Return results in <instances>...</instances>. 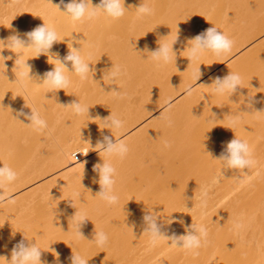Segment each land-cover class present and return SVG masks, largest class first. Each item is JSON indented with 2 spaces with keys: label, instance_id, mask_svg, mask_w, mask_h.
Segmentation results:
<instances>
[{
  "label": "bare ground",
  "instance_id": "6f19581e",
  "mask_svg": "<svg viewBox=\"0 0 264 264\" xmlns=\"http://www.w3.org/2000/svg\"><path fill=\"white\" fill-rule=\"evenodd\" d=\"M173 1L185 9L173 4L161 14L148 3L155 11L142 18L133 11L108 23L99 11L91 21L74 22L66 14L57 23L60 0H0V40L18 34L27 41L24 34L45 22L60 36L50 52L62 61L74 47L75 30L85 40L91 26L102 27V34L92 38L81 54L97 72L81 80L69 72L68 62L65 73L72 83L66 90L49 92L40 84L44 73L54 68L49 63L53 57L35 58L34 49L16 50L23 52L21 65L31 66L33 79L24 78L25 91L15 82L18 55L7 48L0 52L6 58L0 57V167L5 164L18 173L17 181L3 191L8 196L25 188L15 194L14 204L0 205V264H7L22 240L26 245L36 243L46 264H71L74 253L88 264H151L153 258L158 260L152 264H245L248 254L255 261L249 264H264V112H257L264 111V0H219L222 7L217 15L215 8L210 10V0H197V5H189L191 0ZM92 4L98 6L100 0ZM167 15L172 19L165 23L162 19ZM213 26L234 40L231 54L216 57L207 52L190 64L188 41ZM177 36L176 57L166 65L153 61L151 52L159 42L171 44ZM103 55L108 57L105 66L109 64L105 71ZM116 67L121 74L113 80L109 72ZM199 67L202 76L195 81L192 74ZM231 71L242 76L243 88L231 97L216 95L211 86L214 78ZM189 86L194 89L191 96L185 95ZM113 90L122 96L110 94ZM56 96L60 100H54ZM74 101L90 107V118L62 106ZM31 107L48 122L44 133L34 131L25 125L30 121L17 115L21 110L30 113ZM111 113L124 121V128L113 133L103 129L102 121ZM235 115L241 116V122L230 129ZM104 135L123 139L130 149L127 156L91 152ZM235 135L252 146L253 168L226 169L216 160ZM166 142L170 146L165 147ZM74 152L81 153L74 156ZM78 158L84 159L82 163ZM103 159L117 169L115 205L97 195L101 188L93 168ZM72 171L79 172L76 178L68 176ZM205 191L207 207L202 209ZM229 196L234 197L221 205ZM77 211L88 218L80 228L85 238H77L71 220ZM151 212L159 215L162 231L169 236L203 224L210 244L196 256L167 240L153 246L143 220ZM237 222L244 225L239 231L233 228ZM95 231L107 233L106 247L91 242Z\"/></svg>",
  "mask_w": 264,
  "mask_h": 264
},
{
  "label": "clouds",
  "instance_id": "9594fccd",
  "mask_svg": "<svg viewBox=\"0 0 264 264\" xmlns=\"http://www.w3.org/2000/svg\"><path fill=\"white\" fill-rule=\"evenodd\" d=\"M60 5H63V11L60 10ZM60 5H56V7H58L61 12L67 14L74 22H84L86 20L91 21L98 16L99 11H102L106 16L112 18L113 20H118L124 17L127 11V8L125 7V0H100V4L98 6H93L92 0H69L68 3H65V0H60ZM153 11V8L150 7L148 3H142L140 6L136 7V14L138 18L151 16ZM24 35L26 36L27 41L22 39L18 34L11 35L6 41L0 40L3 45L0 52H2L5 48L16 54V50L18 49H34L36 53L35 58H38L41 54L53 57L54 62L49 61V63L53 64L54 68L53 70L44 73L42 83H40L41 85L46 86L49 89V92H56L61 89L66 90L71 85L72 81L65 73V69L69 71L68 67H66L68 62H71L72 67V71L69 72L77 75L81 80H86L88 78V74L93 71V69H90V63L87 62L81 55V48L77 49L73 46L69 47V52L63 58V61L58 57V54L56 56L51 54L50 50L53 48L55 43L60 42V37L56 29L54 27H50L45 22L42 26H38L34 30L27 32ZM177 39L178 36L171 44L159 42L160 46L151 52L152 60L165 65L170 63L173 60V56L175 55L176 57V52L174 51L173 46L177 42ZM234 43V40L229 38L225 33L218 30L216 26H213L188 41L189 46L187 47V58L190 60L191 64L192 61H199L201 57L207 52H211L216 57L227 56L231 54ZM17 55L18 58L15 60V67L13 68V71L16 75L15 82H19L21 87H24L26 91L27 89L26 85H24V78L27 77L29 80L33 79L30 76L31 66L27 62L21 65L20 57L23 55V52H20ZM0 57H2L5 61L6 58L3 55H0ZM7 59H11V57H7ZM88 59H91V54H89ZM4 66L6 67V65ZM22 68H27L28 71L24 72L21 70ZM109 74L110 78L115 80L121 74V69L116 67L115 70H113L112 68ZM201 76L202 72L201 68L199 67L193 72L192 78L195 81H198L200 80ZM213 85L214 93L216 95H228L231 97L237 92L239 88H243V78L239 73L231 71L223 78H214L213 84L211 86ZM193 90L194 89L192 86L187 87L185 89V95L191 96ZM110 94L116 97L122 96L120 91L115 90L111 91ZM249 99L251 100V97ZM62 106L65 108H71L73 114L76 116H83L87 114L89 117L90 107L82 104L80 101H74L68 106ZM249 106H251V104H249ZM17 115L23 116L25 119L30 121L28 124H23L27 125L38 133H44L49 128L48 122L41 116L40 112L35 107H31L30 113H25L21 110ZM17 120L20 121L19 119ZM102 121H104L103 129H110L112 133L113 130L118 131L124 128V121L114 116L112 113ZM240 122V115L231 117L229 121L231 127L229 128H234ZM170 123L171 121H169V124ZM168 146L170 145H168L166 142L165 147ZM94 149L99 151L101 157V154H104L108 157L115 156L121 159L125 158L130 151L128 145L123 139H115L114 141L112 137L107 135H104L102 140L97 141ZM77 153L81 152H74L73 155L77 156ZM216 160L222 161L224 168L234 170L251 169L256 164L252 146L247 140L237 138L236 135L234 139L227 143L225 151L222 152L221 156ZM93 171L99 175L98 183L101 190L97 195L109 205L117 204L119 202V196L115 193V185L117 183V169L111 162L103 159V163L96 164L93 168ZM17 179L18 173L12 167L5 164L0 167V189H2V192H0V203H15L13 198L6 195V193L3 191V188L5 185L14 183L17 181ZM78 195L79 193H74V196ZM207 195L208 193L206 191L202 193V209L207 207ZM203 214L204 213L202 212V215ZM159 219L160 217L158 214H156V212H151L150 214H146L143 217L146 225L144 233L148 234L150 243L153 246L157 245L163 240H167L168 242L171 241L170 246L172 247L182 248L192 255H199V249L210 244L208 239L209 231L203 224H192L190 228L186 229V234L179 236L172 234L169 236L164 231H162L163 225L159 223ZM71 220L76 225L77 238H85L80 231V228L82 224L88 220L87 216L80 214L77 211ZM171 223L172 221L170 220L168 224ZM243 227L244 225L239 222L233 225L234 230L237 231L241 230ZM91 242H94L98 247L103 248L107 246L109 237L104 231H95V238ZM41 257L42 249L38 247L36 243L26 245L22 240L12 249L10 260L4 257L2 258L7 260V264H46V262L42 261ZM70 259L71 264H88L89 262L85 257L75 253Z\"/></svg>",
  "mask_w": 264,
  "mask_h": 264
},
{
  "label": "rangeland",
  "instance_id": "374dc122",
  "mask_svg": "<svg viewBox=\"0 0 264 264\" xmlns=\"http://www.w3.org/2000/svg\"><path fill=\"white\" fill-rule=\"evenodd\" d=\"M133 1V0H132ZM136 1H139V2H136ZM142 0H134V3H138L139 5L140 4H142ZM174 1L173 0H150L148 3L150 4V5H155L156 7H157V10H158V12H160L161 14L162 13H166L167 12V10L169 9V7L171 8V6L173 5V4H175L176 5V8L178 7V8H181L182 10L183 9H185L184 7H182V3L180 4V5H177V2H175V3H173ZM134 3H132L131 4V2H130V0H125V7L127 8V11H126V14H125V16L126 15H129L130 16V14L132 15V13H133V11L135 12L136 11V7H138L139 5H137V6H135V4ZM185 3H187V2H185ZM209 3H210V10L212 9V10H214V8L216 9V15H217V13L219 12V11H221V5H220V2H219V0H210L209 1ZM184 4V3H183ZM190 4H193V5H197V4H199V1H197V0H191V2L189 3V5ZM130 5V6H129ZM63 6V5H62ZM154 8V7H153ZM160 9V10H159ZM61 11H63L64 9L63 8H61L60 9ZM59 10V18L60 19H58L57 20V23H60V22H62V21H64L65 20V18H67L65 15V13H63V12H61ZM154 11H155V9H153ZM178 10V9H177ZM28 11V10H27ZM153 11V12H154ZM19 14H20V11H17ZM130 13V14H129ZM222 14V13H221ZM124 16V17H125ZM170 19H172V17L171 16H169V15H167L166 17L165 16H163V19L162 20H164L165 21V23H168L169 21H170ZM215 19H217V18H215ZM105 22H108V23H113V19L112 18H110V17H108V16H106L105 15ZM177 20H180V16H178L177 17ZM100 23L103 25V21H100ZM75 24V23H74ZM64 25V24H63ZM63 25H61L57 30H59L60 28H62L63 27ZM101 25L99 24L98 26H91L90 28H91V30L87 33V37H86V39L85 40H83L82 38H78V32H76V30H75V37H74V39H76L75 41H74V47L75 48H77V49H80L81 48V54L83 53V51L86 49V46L91 42V40H92V38H94V37H97L98 35H101L102 34V27L101 28H99ZM165 31H166V33L168 32L167 31V29L165 28ZM72 31H70V34L69 35H72ZM65 34V33H64ZM65 35H67V34H65ZM78 35V36H77ZM60 37V36H59ZM56 44V43H55ZM54 44V45H55ZM244 51H242V53H243ZM241 56V53L240 54H238V56L237 57H235L234 58V60L235 59H237V58H239ZM106 58H108L107 56H106ZM105 58V56L103 55V58H102V61H101V65H102V68H103V70L105 71L106 70V66L108 67L109 66V64H107L106 66H105V61L106 60H108V59H106ZM71 67V66H70ZM92 67H94V63H92L91 65H90V68L91 69H93V72L94 71H96V68L94 67V68H92ZM105 67V68H104ZM100 70H102V69H100ZM219 70V69H218ZM218 70L216 71V72H218ZM72 71V70H71ZM97 72V71H96ZM215 72V73H216ZM59 99V97L58 96H56V97H54V100H56V99ZM60 100V99H59ZM54 103V102H53ZM60 103V102H59ZM56 113H60V112H56ZM88 129H89V127H88ZM87 141H92V140H90V139H87ZM95 147L93 146V147H91V152H95V151H97V150H95L94 149ZM95 155H100L99 154V152H97V153H94ZM81 159H83V158H81ZM84 160V159H83ZM83 160H79V158L77 159V162H79V163H82V161ZM78 163V164H79ZM63 172V171H62ZM62 172H60V173H62ZM77 173L79 174V172L78 171H72V172H70L69 174H68V176L69 177H73V178H76V176L75 175H77ZM254 175V174H253ZM49 179H51V178H49ZM48 179V180H49ZM46 181V180H45ZM44 181V182H45ZM38 185V184H37ZM47 185V184H46ZM36 186V185H35ZM35 186H33V187H35ZM33 187H31V188H33ZM23 189H25V188H23ZM23 189H21V190H23ZM21 190H18V191H16V192H14L13 194H9L8 195V197H11V198H16V197H18L17 195H15L16 193H18V194H21V193H19ZM213 197H216V196H213ZM234 196H229V197H226L225 199H223V200H221V205H223L224 206V204H226V202L227 203H229L231 200V198H233ZM239 197V196H238ZM242 196H240L239 198H241ZM256 197V196H255ZM260 197V196H259ZM242 201H244V200H241L240 202H242ZM253 202H255L254 201V199H253ZM4 204L6 203V202H3ZM3 203H0V205H2ZM242 203H244V202H242ZM221 205H219L220 207H222ZM246 205V204H245ZM217 209L216 210H218V206L216 207ZM220 209V208H219ZM183 234H186V232L185 233H183ZM182 234V235H183ZM247 254V253H246ZM196 256V255H195ZM246 256V258L245 259H243V260H248V262L246 261V263L245 264H249V263H254L253 262V260H252V258H251V256L248 254V255H245ZM249 258V259H248ZM158 259L157 258H153L152 259V261L150 262L151 264H152V262H154V263H156V261H157ZM250 261V262H249ZM136 263H137V261H136ZM183 263H185V260L183 261ZM179 264H181V263H179ZM241 264H243V263H241Z\"/></svg>",
  "mask_w": 264,
  "mask_h": 264
}]
</instances>
